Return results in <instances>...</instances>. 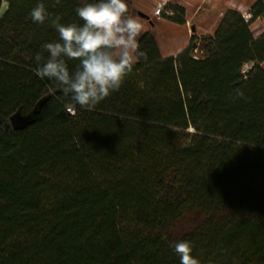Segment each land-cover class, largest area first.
I'll use <instances>...</instances> for the list:
<instances>
[{
    "label": "trees",
    "instance_id": "16d2710c",
    "mask_svg": "<svg viewBox=\"0 0 264 264\" xmlns=\"http://www.w3.org/2000/svg\"><path fill=\"white\" fill-rule=\"evenodd\" d=\"M89 2L0 0V264H180V240L200 264H264V0L176 56L144 33L120 89L72 114L35 72L58 33L29 14L82 25Z\"/></svg>",
    "mask_w": 264,
    "mask_h": 264
},
{
    "label": "clouds",
    "instance_id": "9594fccd",
    "mask_svg": "<svg viewBox=\"0 0 264 264\" xmlns=\"http://www.w3.org/2000/svg\"><path fill=\"white\" fill-rule=\"evenodd\" d=\"M76 13L82 25L63 24L60 16L52 18L43 3L32 8L29 15L33 22L44 24L50 20L59 36L57 41L42 46L48 53L43 63L41 54L36 55L35 72L41 79L56 82L71 100L67 107L92 110L120 89L137 59L145 55L140 50L143 27L137 18L128 15L126 0H94L76 8ZM68 61L78 62L72 72ZM171 246L180 264H200L192 255L189 241H176Z\"/></svg>",
    "mask_w": 264,
    "mask_h": 264
},
{
    "label": "rangeland",
    "instance_id": "374dc122",
    "mask_svg": "<svg viewBox=\"0 0 264 264\" xmlns=\"http://www.w3.org/2000/svg\"><path fill=\"white\" fill-rule=\"evenodd\" d=\"M160 1L162 0L126 1L128 5V15L137 18L140 23L144 25V28L151 31L160 40H162L163 37H166L165 34L172 35L169 43H171L173 48L183 44L185 39L188 37V34H192L193 37L198 38L213 34L228 10H238L239 6H242L245 10H249L257 0H220L219 4L213 6L208 4L211 3L212 0H204L205 2H208L206 4H204L202 0H189V3H191L189 13L188 15L185 14L188 34L185 28L173 26L169 21H164L161 20V18L159 19V17L154 16L153 11L158 6ZM169 1L179 5L176 0ZM6 8L7 4L4 3L2 13L6 10ZM151 10L152 14H150ZM140 13L147 15L149 18L142 17ZM192 26H195V31H193ZM252 29L257 37L263 34L264 20L257 18L252 24ZM196 56L201 57V54L197 53Z\"/></svg>",
    "mask_w": 264,
    "mask_h": 264
},
{
    "label": "crops",
    "instance_id": "0c3cea01",
    "mask_svg": "<svg viewBox=\"0 0 264 264\" xmlns=\"http://www.w3.org/2000/svg\"><path fill=\"white\" fill-rule=\"evenodd\" d=\"M176 1L181 7L185 8L186 15H188L189 7L191 5V3H189V0H176ZM202 2L204 4L208 3L207 1L205 2L204 0H202ZM219 3H220V0H212V2L208 3V4H210V6H213V5H217ZM150 14H152V10L150 11ZM161 20L169 21L170 24H172L173 26L183 27V28H185V30L187 32V24L186 25H179V24H176V23H174V22H172L170 20H167V19H162L161 18ZM142 27H143V33H142V35H143L148 30L146 28H144L143 24H142ZM192 27L194 28L195 26H192ZM187 34H188V32H187ZM165 35H166V37H163L162 40H160L158 37L155 36L156 39H157L161 54H162V56L164 58L178 55L181 51H183L184 49H186L189 46L191 38L193 37L192 34H188V37L185 39V42L183 44H180V45L175 46V47L172 48L171 43H169V41L172 38V35H168V34H165Z\"/></svg>",
    "mask_w": 264,
    "mask_h": 264
},
{
    "label": "built area",
    "instance_id": "2783aa9c",
    "mask_svg": "<svg viewBox=\"0 0 264 264\" xmlns=\"http://www.w3.org/2000/svg\"><path fill=\"white\" fill-rule=\"evenodd\" d=\"M177 4L169 1V0H162L158 4V6L154 9L153 14L159 18L168 19L176 14L175 6ZM238 10L243 14V17L246 21H250L253 17L250 9L245 10L242 6L238 7ZM253 66V63H246L243 68V72L247 73ZM66 110L72 114L75 113V110L72 108L67 107Z\"/></svg>",
    "mask_w": 264,
    "mask_h": 264
},
{
    "label": "water",
    "instance_id": "95a60500",
    "mask_svg": "<svg viewBox=\"0 0 264 264\" xmlns=\"http://www.w3.org/2000/svg\"><path fill=\"white\" fill-rule=\"evenodd\" d=\"M140 15H141L142 17H147V18H149L147 15L142 14V13H140ZM193 31H195V28H193ZM39 110H40V107H38L37 110H36L35 112L37 113V112H39ZM30 121H31V118H30V117H27V118H25V119H22V118H20V117H17V118H14V119H13V123L16 125L17 128H24V127H26V125L29 124Z\"/></svg>",
    "mask_w": 264,
    "mask_h": 264
}]
</instances>
